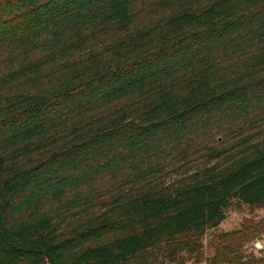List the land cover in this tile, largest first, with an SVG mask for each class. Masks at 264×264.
<instances>
[{
	"label": "trees",
	"instance_id": "obj_1",
	"mask_svg": "<svg viewBox=\"0 0 264 264\" xmlns=\"http://www.w3.org/2000/svg\"><path fill=\"white\" fill-rule=\"evenodd\" d=\"M233 200L264 204V0H0V264L199 263Z\"/></svg>",
	"mask_w": 264,
	"mask_h": 264
},
{
	"label": "rangeland",
	"instance_id": "obj_2",
	"mask_svg": "<svg viewBox=\"0 0 264 264\" xmlns=\"http://www.w3.org/2000/svg\"><path fill=\"white\" fill-rule=\"evenodd\" d=\"M220 140L212 143V147L228 149L232 144L226 138ZM190 166L195 168L198 164L192 163ZM192 171L193 169L190 170ZM256 242L262 245L261 248L255 247ZM200 243L202 259L195 264H229L222 257L230 258L251 252L258 257H264V204H247L233 200L226 210L225 219L217 227L206 230L200 237ZM182 254L186 255L185 252ZM155 255L157 252L154 255L138 256L121 264H144ZM185 264L192 263L187 261Z\"/></svg>",
	"mask_w": 264,
	"mask_h": 264
},
{
	"label": "water",
	"instance_id": "obj_3",
	"mask_svg": "<svg viewBox=\"0 0 264 264\" xmlns=\"http://www.w3.org/2000/svg\"><path fill=\"white\" fill-rule=\"evenodd\" d=\"M261 246H262V245H261L259 242H256V243H255V247H256V248H261Z\"/></svg>",
	"mask_w": 264,
	"mask_h": 264
}]
</instances>
